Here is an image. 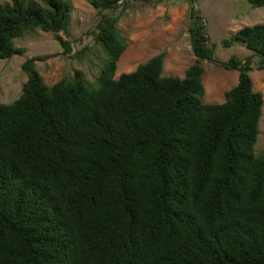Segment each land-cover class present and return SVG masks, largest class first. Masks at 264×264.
<instances>
[{"label":"trees","instance_id":"1","mask_svg":"<svg viewBox=\"0 0 264 264\" xmlns=\"http://www.w3.org/2000/svg\"><path fill=\"white\" fill-rule=\"evenodd\" d=\"M86 1L108 54L97 87L80 71L47 86L34 68L47 57H32L19 98L0 104V264H264V154H254L263 97L249 59L222 64L237 85L224 103L202 104L200 62L214 61L190 26L196 61L183 79L161 76L159 54L115 80L124 0ZM71 10L0 0V60L23 54L12 41L27 31L68 38ZM234 43L263 69L264 24L222 45Z\"/></svg>","mask_w":264,"mask_h":264},{"label":"rangeland","instance_id":"2","mask_svg":"<svg viewBox=\"0 0 264 264\" xmlns=\"http://www.w3.org/2000/svg\"><path fill=\"white\" fill-rule=\"evenodd\" d=\"M66 1L72 6L68 38L62 33L37 29L12 41L23 54L0 60V104L9 105L19 98L27 81L22 65L32 57H47L34 64L47 86L62 79L70 80L75 71H80L90 88L97 87L100 71L108 59L103 45L90 34L100 18L86 0ZM118 6L117 30L126 42V50L117 63L115 80L159 54L164 55L161 76L183 79L185 71L196 61L190 47V26L202 32L207 56L214 61L200 62L202 104L224 103V94L237 85L238 72L227 70L222 64L232 57L240 62L249 59L253 91L263 97L254 154L256 157L264 154V66L259 69L260 58L243 44L234 43L227 48L222 45L240 29L264 24V6L254 8L247 0H124ZM62 41L69 44L70 53L63 52Z\"/></svg>","mask_w":264,"mask_h":264},{"label":"crops","instance_id":"3","mask_svg":"<svg viewBox=\"0 0 264 264\" xmlns=\"http://www.w3.org/2000/svg\"><path fill=\"white\" fill-rule=\"evenodd\" d=\"M164 63V62H163Z\"/></svg>","mask_w":264,"mask_h":264}]
</instances>
